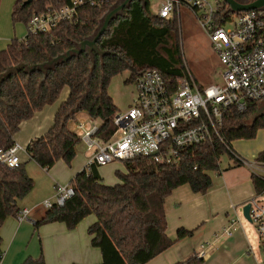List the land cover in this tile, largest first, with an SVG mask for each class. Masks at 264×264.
I'll return each mask as SVG.
<instances>
[{
  "label": "trees",
  "instance_id": "1",
  "mask_svg": "<svg viewBox=\"0 0 264 264\" xmlns=\"http://www.w3.org/2000/svg\"><path fill=\"white\" fill-rule=\"evenodd\" d=\"M71 1L16 0L13 23L27 25L35 12L61 8ZM118 1L103 8L82 6L75 20L62 22L49 33L15 38L0 50V150L12 147L20 125L55 104L68 89L69 96L58 109L52 127L31 141L27 152L44 170L52 169L60 160L71 165L81 144L71 125L80 113L101 122V139L108 141L115 132L114 118L119 111L108 91L113 77L129 71L128 82L134 83L137 76L154 69L163 74L172 93L177 90L178 79L188 75L179 43V20L177 14L172 21L157 17L150 11L148 0L132 1L124 15L110 23L98 41L104 56L83 52L46 71L38 68L92 37ZM33 67L37 68L30 72ZM263 101L253 104L247 113L228 110L221 131L226 145L214 141L185 147L178 165L158 164L151 158L126 160V172L117 173L121 183L113 186L103 183L97 167L89 174L81 171L71 182L75 196L63 208L48 210L40 224L61 222L73 230L95 215L97 221L89 234L92 245L102 253L101 264H148L195 232L182 228L174 239L167 235V199L184 185L195 194L204 195L211 189V172L219 171L222 158L231 155L229 147L236 141L254 140L264 130ZM257 160L264 162V151ZM25 165L10 169L0 164V262L4 257L1 229L9 217H16L20 203L35 187ZM253 182L261 194L264 181L253 175ZM23 264L46 263L43 258H29ZM177 264L204 261L195 255Z\"/></svg>",
  "mask_w": 264,
  "mask_h": 264
},
{
  "label": "built area",
  "instance_id": "2",
  "mask_svg": "<svg viewBox=\"0 0 264 264\" xmlns=\"http://www.w3.org/2000/svg\"><path fill=\"white\" fill-rule=\"evenodd\" d=\"M114 0H72L69 5L34 13L27 24V35L51 32L59 24L73 21L79 8L89 5L103 8ZM184 7L194 13L200 27L207 34L212 49L224 71L222 82L201 88L190 72L178 79L177 90L170 91L163 74L147 70L137 76L134 84L137 97L128 111L117 113L116 127L110 140L98 135L101 122L91 118L74 121L73 131L80 138L88 153L83 170L88 174L94 167L106 166L134 158H151L158 164L180 162V151L189 146L222 142L225 113L236 110L247 113L250 107L264 100V9L233 13L223 0H163L157 17L174 20ZM231 156L242 166L264 181V162L249 161L230 148ZM27 148L15 141L8 149L0 150V164L17 168L23 164L22 155ZM75 196L70 184L58 185L53 200H45L46 210L63 208ZM250 218L260 241L264 264V191L252 198ZM31 211L21 209L16 217L28 220ZM240 220L233 221L226 229L231 234ZM206 259V246L196 253Z\"/></svg>",
  "mask_w": 264,
  "mask_h": 264
},
{
  "label": "crops",
  "instance_id": "3",
  "mask_svg": "<svg viewBox=\"0 0 264 264\" xmlns=\"http://www.w3.org/2000/svg\"><path fill=\"white\" fill-rule=\"evenodd\" d=\"M152 13L157 15L156 11ZM177 18L181 19V17ZM12 24L14 27L18 25H14L13 19ZM25 36L26 32L17 35L16 38H25ZM0 40H2V47L0 48L2 50L13 39L2 37ZM191 75L194 78L192 73ZM194 80L196 81L195 78ZM62 95L64 96H62L60 103L47 106L31 120L23 122L20 125V131L14 137L15 141L28 149L31 141L47 133L54 123L61 104L67 100L69 90L66 89ZM86 118H90L86 113H80L77 117V119ZM73 127L74 122L71 125L72 130ZM250 148L242 145L240 149H243L244 152L248 150L251 152L252 147ZM263 151L264 145L259 146V149L254 151L256 154L252 155L253 159H257ZM86 153L87 151H85V155ZM25 156L23 164H27V162L35 163L30 160L28 154ZM86 156L88 158V153ZM60 162H63V160L58 161L57 164ZM83 169L81 167L73 173H57L56 166L50 170L43 169L46 172H56L48 176L49 180L51 177L55 178L54 197L58 185L70 184ZM248 171H246L247 173H230V171H227L218 173L216 177L211 175L213 185L204 195L195 194L189 185L192 193H189L190 191L186 189L187 185L176 189L166 201L165 209L168 223L166 233L174 239L177 232L183 228L195 231L194 237L178 241L148 264L184 262L195 256L202 246H206V252L208 253V257L203 260L204 264L261 263L262 252L256 228L250 221L252 225H246L244 216L241 217L240 215L242 214V208L252 198L259 195L254 186L253 174L250 170ZM20 207L21 209H30L31 213L28 220L21 222L17 217H9L4 223L1 229L4 257L0 264H23L29 258H43L46 264H101L103 262L102 253L100 249L92 245V236L89 234V228L97 221L95 215L88 216L75 229L69 230L61 222L40 224L48 211L42 204L34 205L31 202H21ZM238 220L241 223H237L236 228L231 229L230 235L226 234V229L232 225L233 221ZM253 240H258L259 249L256 250Z\"/></svg>",
  "mask_w": 264,
  "mask_h": 264
},
{
  "label": "rangeland",
  "instance_id": "4",
  "mask_svg": "<svg viewBox=\"0 0 264 264\" xmlns=\"http://www.w3.org/2000/svg\"><path fill=\"white\" fill-rule=\"evenodd\" d=\"M16 0H0V39L2 37H8L11 39L16 38L17 35L23 34L26 32L28 34L27 25L19 23L15 27L12 24V13ZM151 3V11L157 12L159 5L163 0H149ZM178 15V14H177ZM176 17L179 20V43L181 45L182 57L185 66L193 74L196 79V83L201 88H207L213 84H219L222 82L221 73L224 71L222 64L220 63L217 55L212 49L211 42L207 34L203 31L200 25L197 22V19L194 14L191 13L187 8L182 7L179 11V15ZM16 29V30H15ZM25 36V37H26ZM23 39V38H18ZM2 40H0V48ZM190 73V74H191ZM130 77V72L125 71L121 74L116 75L112 78L109 85V94L113 99L115 106L119 112H125L133 106L134 101L137 97V88L136 85L132 82H128ZM64 96V95H62ZM62 96L56 103H60ZM261 110L264 109V101L260 104ZM260 143V144H259ZM242 145H246L252 150L249 152L242 151L240 149ZM264 145V130H260L257 138L252 140H240L232 144L233 148L239 153L242 157L246 158L249 161H254V157L259 149V146ZM86 148L81 143L77 148V156L71 165L66 164L64 161L58 163L56 169L57 173H73L79 168H84L86 165L87 153L85 155ZM25 155H22L24 159ZM24 163V162H23ZM28 173L35 180V187L32 192L23 199L22 203L31 202L34 205H40L45 200H50L54 198V177H51L50 180L48 176H51V173H56L54 171L46 172L41 169L37 164L27 162L25 165ZM81 166V167H80ZM248 168L241 166L237 163L230 154H226L220 163L219 171L211 172L212 177H216L218 173H224L230 171V173H247ZM103 183L113 186V184L121 183L122 178L117 175L118 172L125 173L126 169L123 162H115L108 164L106 166H101L98 169ZM249 173V171H248ZM186 189L192 193L189 186H186ZM43 209V208H41ZM243 217L242 214H240ZM244 218V217H243ZM246 225H252L245 218ZM197 234V233H196ZM197 236V235H195ZM194 237V236H193ZM256 250L259 249L258 240H253Z\"/></svg>",
  "mask_w": 264,
  "mask_h": 264
},
{
  "label": "water",
  "instance_id": "5",
  "mask_svg": "<svg viewBox=\"0 0 264 264\" xmlns=\"http://www.w3.org/2000/svg\"><path fill=\"white\" fill-rule=\"evenodd\" d=\"M134 0H119L115 3L106 15L101 20L99 27L97 28L94 35L82 43H80L75 49L67 52L64 55H60L54 59H51L46 64L39 65L38 68L42 71H46L47 68L57 66L60 63L67 62L71 60L74 56H78L83 52H87L89 55L93 56L94 53H98L101 56H104L106 53L100 50L98 47V41L109 30L110 23L113 20H117L119 17L124 15V10L130 6ZM144 3V0H139ZM231 9L233 13H239L255 9H264V0H257L251 3H242L239 0H223ZM37 67L31 68L29 71L32 72ZM250 208L251 205L247 204L242 208V215L248 221L251 222L250 218Z\"/></svg>",
  "mask_w": 264,
  "mask_h": 264
},
{
  "label": "flooded vegetation",
  "instance_id": "6",
  "mask_svg": "<svg viewBox=\"0 0 264 264\" xmlns=\"http://www.w3.org/2000/svg\"><path fill=\"white\" fill-rule=\"evenodd\" d=\"M240 2L242 3H251V2H254V1H257V0H239Z\"/></svg>",
  "mask_w": 264,
  "mask_h": 264
}]
</instances>
